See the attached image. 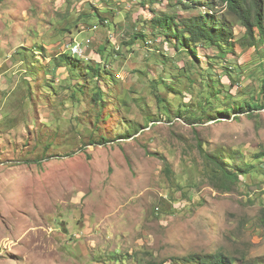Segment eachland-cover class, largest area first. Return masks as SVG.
Returning <instances> with one entry per match:
<instances>
[{"label":"rangeland","instance_id":"374dc122","mask_svg":"<svg viewBox=\"0 0 264 264\" xmlns=\"http://www.w3.org/2000/svg\"><path fill=\"white\" fill-rule=\"evenodd\" d=\"M144 1L0 2V264L264 262V43L222 0ZM206 12L232 28L224 55L152 21ZM207 156L251 172L225 193Z\"/></svg>","mask_w":264,"mask_h":264},{"label":"trees","instance_id":"16d2710c","mask_svg":"<svg viewBox=\"0 0 264 264\" xmlns=\"http://www.w3.org/2000/svg\"><path fill=\"white\" fill-rule=\"evenodd\" d=\"M3 1L4 0H0V2ZM150 1L155 2V0ZM144 2H146V0ZM179 2L185 10L190 11L194 9L192 6L200 2V0H179ZM222 3L227 8V11L229 12L228 14H231L232 17L246 29L243 40L245 41L244 46L251 47L256 46L258 42L264 43V0H222ZM152 21L155 25H157L158 30L165 36V38L178 42V51L191 50L197 53L198 48H203L205 50L217 48L216 50L220 51L224 55L226 54L225 51L232 50L235 47V41H233V32L230 24L225 23L226 21L223 19L216 18L215 15L210 14L209 12L204 14H194L183 18H179L177 15L163 14L154 16ZM71 56L66 54L61 57V60L63 59L62 65L67 63L66 67L68 69H70V67L78 68V65H89L86 63L87 61L82 59L80 60L76 56L74 59ZM101 56L103 58L108 57L105 50H103ZM77 68L75 71H72V74L80 77L81 75L77 72ZM93 68L94 69H92V67H85L88 75H90V70L98 72V69H100L97 64H93ZM108 81H113V78L112 80L108 79ZM206 87L209 88L211 85L207 83ZM212 88L215 89V85L212 86ZM78 91L82 93L80 88H78ZM101 94L102 93L99 90L97 96L100 98ZM158 98L160 97L158 96ZM242 106H245L246 108ZM252 106V104L243 103L241 104V109L239 110L252 109ZM203 108L205 109V106H203ZM220 115L227 116L229 114L225 111L220 113ZM207 160L209 161V164L212 165L210 180L213 187L225 193H229L234 190L235 186L239 182L240 175L251 172V170L248 171V169L243 170L241 168L233 171L230 169V165L219 156H207ZM164 165L165 172L170 174L172 171L169 163L165 162ZM179 263L245 264L244 262H240L235 257L227 255L221 251L208 254L192 253L182 257L181 259H173L171 262V264ZM146 264H165V262L153 259L148 261ZM260 264H264V262H261Z\"/></svg>","mask_w":264,"mask_h":264},{"label":"built area","instance_id":"2783aa9c","mask_svg":"<svg viewBox=\"0 0 264 264\" xmlns=\"http://www.w3.org/2000/svg\"><path fill=\"white\" fill-rule=\"evenodd\" d=\"M77 46H78L79 48H82V46L80 47L79 45H76V44H75V47H74L75 50H74V48H73V52H74V54H76V55L79 56V55H81V52L79 51V49H78ZM80 57H81V56H80Z\"/></svg>","mask_w":264,"mask_h":264}]
</instances>
